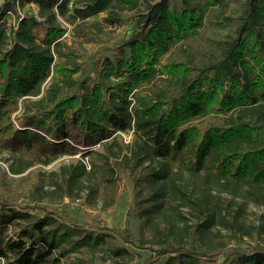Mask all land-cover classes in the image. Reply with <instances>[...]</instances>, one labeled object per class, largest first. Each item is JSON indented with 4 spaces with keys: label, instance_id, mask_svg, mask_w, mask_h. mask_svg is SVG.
Masks as SVG:
<instances>
[{
    "label": "trees",
    "instance_id": "1",
    "mask_svg": "<svg viewBox=\"0 0 264 264\" xmlns=\"http://www.w3.org/2000/svg\"><path fill=\"white\" fill-rule=\"evenodd\" d=\"M170 1L0 0V156L11 160L0 259L264 264V214L247 216L250 202L264 204V0ZM31 2L38 11L22 14ZM126 10H138L137 28L89 70L67 31L98 42ZM9 174L30 201L18 202ZM67 198L95 214L82 219ZM123 211L128 224L108 226L103 213ZM13 224L18 235L5 237Z\"/></svg>",
    "mask_w": 264,
    "mask_h": 264
},
{
    "label": "rangeland",
    "instance_id": "2",
    "mask_svg": "<svg viewBox=\"0 0 264 264\" xmlns=\"http://www.w3.org/2000/svg\"><path fill=\"white\" fill-rule=\"evenodd\" d=\"M237 1V0H235ZM170 3L173 5L175 4V0H171ZM22 14H31L36 13L38 11V5L35 2H31L26 4L24 7L19 9ZM107 12H101L97 15H94L89 18V20L94 19H103V16L106 15ZM123 21L120 24L112 25L111 29L108 34L102 36L101 40L98 42H88L81 44L78 39H76L73 35L72 25L71 29L67 31L66 40L68 43L73 44L81 53L82 57L81 59L84 60V64H87L89 70L93 67V61L99 58H102L105 55L113 56L114 53L119 52L118 46L123 43V41L128 38L134 30L137 28L135 27L136 20L138 18V10H126L123 12ZM60 20L63 22L64 26H66L67 22L64 20L62 16H59ZM227 32V30L225 31ZM189 40L185 42V44H189ZM198 47H203L201 43H197ZM201 58L198 60L200 62ZM23 102L19 100V108L14 111V113H18L20 111V108L22 107ZM120 137L125 141L132 140L133 138V132H120ZM67 156H62L52 162L49 165H46V169H54L58 168L60 164L64 162H68ZM87 157H85V160ZM10 154L8 151H5L0 156V175H3V172L5 170H8L10 165ZM5 169V170H4ZM132 175H129V177L124 175L121 179V186L122 190L124 192L125 197L132 198V182L131 178ZM9 180H12L13 187L15 189V198L20 203H24L27 201H30L28 194V188L26 185H23L18 177L16 175L9 174L8 176ZM86 190H84L81 194L82 196L86 195ZM46 200V199H45ZM48 201V200H46ZM52 202L58 206L62 205V202L58 199H53ZM66 203H68L74 210L79 211V216H81L82 219H91L93 215L95 214V210H93L91 207H84V209H81L80 207V199L77 200H71L69 198L66 199ZM86 210V211H84ZM127 210V209H126ZM264 214V204H257L254 202H250L248 204V220L252 221H258L260 216ZM104 219L107 221L108 226H114L118 224H122V227H125L126 224H128V216L126 211H123V213H112V212H104L103 213ZM130 227L132 230L137 233V219L132 220L130 222ZM20 230L19 225L13 224L8 226V228L4 231L5 237H16L18 235V232ZM248 240V239H247ZM122 239L118 237V242L122 243ZM245 244V243H244ZM142 254L147 255L148 250L145 248L139 249ZM71 256L75 258L76 256L84 257L86 260H92L100 264H114L113 259L108 254H99L95 257H91L90 254L86 251H74L71 253ZM64 260H66V257H64ZM140 260V259H139ZM220 259L215 261L213 264H220ZM0 264H13L10 263L8 260H5L3 257L0 259Z\"/></svg>",
    "mask_w": 264,
    "mask_h": 264
}]
</instances>
